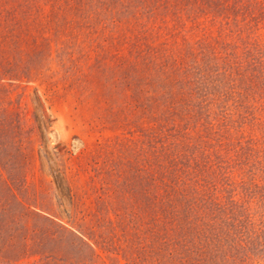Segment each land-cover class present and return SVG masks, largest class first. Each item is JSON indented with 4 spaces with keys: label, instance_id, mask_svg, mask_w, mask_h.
I'll return each instance as SVG.
<instances>
[{
    "label": "rangeland",
    "instance_id": "374dc122",
    "mask_svg": "<svg viewBox=\"0 0 264 264\" xmlns=\"http://www.w3.org/2000/svg\"><path fill=\"white\" fill-rule=\"evenodd\" d=\"M201 257L264 264V0H0V264Z\"/></svg>",
    "mask_w": 264,
    "mask_h": 264
},
{
    "label": "trees",
    "instance_id": "16d2710c",
    "mask_svg": "<svg viewBox=\"0 0 264 264\" xmlns=\"http://www.w3.org/2000/svg\"><path fill=\"white\" fill-rule=\"evenodd\" d=\"M164 192H166L164 194L165 196L164 201L173 204L174 202L172 201V199H170L172 192L167 191V190ZM159 202H161V199H158L157 203ZM186 205L189 206V204H186ZM184 210L186 211V213H184L181 222L177 220V223L175 224L176 226L173 224L174 220H171L168 223L171 226L170 230L171 231L178 230L181 233L183 231L188 230L190 233H192V235L195 237L197 242H194L193 239L191 241L189 239H183L180 237V240L177 241V243L180 244L179 249L181 250V253H183L184 257H186L187 255L191 253H194V254L198 253L199 256L201 255L206 256L205 250H207L208 247H211L214 244L216 245V242L218 243L220 242V240L226 237L224 236V234H222L223 232L222 225H219L217 227L214 226V218L209 217V215L204 212L206 211V207H203L202 209L203 216L197 217L196 215L194 216V218H190L191 214H189V210L187 209V207L184 208ZM209 211H210L209 214L211 215V209ZM189 232H186V233H189ZM225 232L227 233L228 231H224V233ZM204 260L205 259L201 257V262H202L201 264L204 263Z\"/></svg>",
    "mask_w": 264,
    "mask_h": 264
}]
</instances>
